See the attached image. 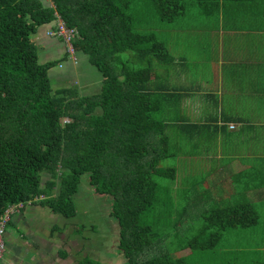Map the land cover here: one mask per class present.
<instances>
[{
  "label": "trees",
  "instance_id": "1",
  "mask_svg": "<svg viewBox=\"0 0 264 264\" xmlns=\"http://www.w3.org/2000/svg\"><path fill=\"white\" fill-rule=\"evenodd\" d=\"M240 1L0 0V223L11 206L21 204L18 213L39 205L65 219L76 217L77 195L89 177L96 193L113 198L110 217L119 224L116 250L123 257L117 264H190L179 253L215 250L227 230L257 226L255 207L219 206L215 191L210 197L199 174L191 173L193 163L184 158L206 137L194 142L195 133L215 134L219 117L180 119L175 93H157L168 88L175 61L170 48L209 51L207 42H215L208 34L223 8ZM59 18L77 31L71 43L50 34ZM44 26L65 55L42 64L35 38ZM79 60L101 74L98 95L54 88L51 71ZM170 158L186 161L180 173L175 166H162ZM158 178L173 184L163 187ZM178 199L185 205L180 207ZM204 200L211 208L202 215V229L192 238L178 235L180 223L195 216L196 204ZM157 206L176 221L168 226L174 232L169 237L146 224ZM60 230L55 226L52 233ZM86 230L76 226L79 235ZM255 248L264 256L262 247ZM61 254L68 257L67 251ZM110 262L85 256L77 264Z\"/></svg>",
  "mask_w": 264,
  "mask_h": 264
},
{
  "label": "crops",
  "instance_id": "2",
  "mask_svg": "<svg viewBox=\"0 0 264 264\" xmlns=\"http://www.w3.org/2000/svg\"><path fill=\"white\" fill-rule=\"evenodd\" d=\"M47 28L42 27L35 38L42 46L40 55L44 62L56 60V55L60 59L65 55L63 45L47 37ZM208 35L215 43L207 42L210 49L202 50L204 54L199 59L201 50L191 53L179 48L175 52L170 48L175 61L170 65L168 88H159L157 93H175L174 99L180 106L174 108L181 114L180 119L205 122L209 114L219 117V123L212 129L215 134L195 133L194 142L199 135L206 137H198L199 149L193 145L190 155L184 158L193 163L191 173L199 174L210 197L215 191L213 196L220 206L247 203L255 207L260 219L249 233L257 234L256 238L264 241V0L226 4ZM211 63L217 71L211 73L209 81H201L203 74L199 66L209 68ZM59 69L51 71L56 83H66L70 77L75 81L79 74L78 65L63 62ZM76 80L80 81V77ZM72 82L68 87L75 89ZM76 90L80 94L81 90ZM95 95L98 92L94 90L88 96ZM200 95L203 101L198 100ZM187 105L189 112L185 115ZM25 211L26 208L14 215L12 221L22 223Z\"/></svg>",
  "mask_w": 264,
  "mask_h": 264
},
{
  "label": "rangeland",
  "instance_id": "3",
  "mask_svg": "<svg viewBox=\"0 0 264 264\" xmlns=\"http://www.w3.org/2000/svg\"><path fill=\"white\" fill-rule=\"evenodd\" d=\"M58 51L59 46L56 53ZM202 54H204L203 51H200L197 59ZM40 57V61L43 64L44 60L41 55ZM55 59H60V55H56ZM79 61L81 62L78 65L79 74L75 78L80 77V81L76 79L73 81L70 76L67 77L70 78L66 83H56L53 80L54 88H69L68 84L73 81L74 85L72 86L81 90L80 96H88L94 90L99 94L101 92L102 76L99 75L95 68H91L89 63L84 62V60ZM70 64L73 65L72 63ZM209 68L202 65L199 66V71L203 74L201 81H209L211 73L217 71L214 68V63H211ZM56 70L61 71L59 68H56ZM229 84L230 81H227L226 85ZM202 98L203 96L200 95L198 100L203 101ZM188 112L189 108L187 105L185 115ZM154 117L156 119H164L157 114ZM65 121L67 119L62 120L63 126L66 124ZM180 159L182 158H178V160L177 158L167 159L162 163V166L166 168L175 166L180 173L181 169H183L182 164L185 163L184 159L183 161ZM46 179H48L47 176H45ZM157 181L163 187L173 184L170 179L158 178ZM237 198L239 199V197ZM161 202H163L162 198ZM112 203V197H105L95 192V189L90 185L88 177L83 181L81 190L77 195L78 215L72 219H65L61 215L54 214L49 208H43L39 205L27 206L23 222L8 224L6 227L4 235L5 252L3 257L0 258V264H77L85 256L100 259L105 263L112 261L111 264H117V262H121L123 257L116 250L119 243L120 228L118 222L110 217ZM177 203L180 207L185 205V202L181 199H178ZM196 205L194 209L195 216L185 218L184 223H180L182 232L178 235L192 238L202 229L204 224L202 215L206 210L209 211L211 202L204 200L199 201ZM159 209L160 207L157 206V209L152 210L148 214L146 224L156 227L162 235L169 237L174 232L168 226L176 221L171 220L165 212L159 213ZM80 225L87 227L83 235L76 233V226ZM95 225L98 226V229L95 230L96 232L93 231ZM183 225L185 226V231L183 230ZM55 226L60 227L61 230L52 233ZM249 231L250 229L227 230L215 250L193 253L187 250L179 254L188 257L190 264H254L259 258L264 259L263 255L258 254L259 249L255 248L256 246L259 248L263 247L264 241H262L261 237L259 239L256 238L257 234L249 233ZM257 242H260V245ZM64 251L68 252L66 259L62 258L61 252Z\"/></svg>",
  "mask_w": 264,
  "mask_h": 264
},
{
  "label": "built area",
  "instance_id": "4",
  "mask_svg": "<svg viewBox=\"0 0 264 264\" xmlns=\"http://www.w3.org/2000/svg\"><path fill=\"white\" fill-rule=\"evenodd\" d=\"M50 34L57 37H61L64 40H66L68 43H71V41L77 35V31L75 29H71L67 27L65 22L59 18L56 30L51 32ZM22 208H23V204L11 206L6 213L4 220L0 223V258L3 257L5 252L4 235L6 232V227L9 221L11 220L12 215L18 213Z\"/></svg>",
  "mask_w": 264,
  "mask_h": 264
},
{
  "label": "clouds",
  "instance_id": "5",
  "mask_svg": "<svg viewBox=\"0 0 264 264\" xmlns=\"http://www.w3.org/2000/svg\"><path fill=\"white\" fill-rule=\"evenodd\" d=\"M13 206H14V205H13ZM16 214H18V213H15L14 215H16ZM14 215H12V217H13ZM12 217H11V218H12ZM7 226H8V225H7Z\"/></svg>",
  "mask_w": 264,
  "mask_h": 264
},
{
  "label": "flooded vegetation",
  "instance_id": "6",
  "mask_svg": "<svg viewBox=\"0 0 264 264\" xmlns=\"http://www.w3.org/2000/svg\"><path fill=\"white\" fill-rule=\"evenodd\" d=\"M97 260H100V259H97ZM101 261H102V260H101ZM111 262H112V261H111ZM111 262H110V263H111Z\"/></svg>",
  "mask_w": 264,
  "mask_h": 264
},
{
  "label": "bare ground",
  "instance_id": "7",
  "mask_svg": "<svg viewBox=\"0 0 264 264\" xmlns=\"http://www.w3.org/2000/svg\"><path fill=\"white\" fill-rule=\"evenodd\" d=\"M67 27H68V26H67ZM52 32H53V31H52ZM11 220H12V219H11ZM11 220H10V221H11Z\"/></svg>",
  "mask_w": 264,
  "mask_h": 264
}]
</instances>
